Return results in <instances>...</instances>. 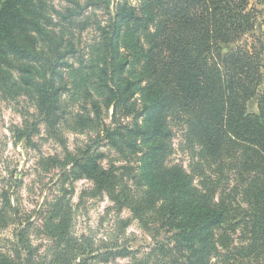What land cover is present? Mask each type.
Returning <instances> with one entry per match:
<instances>
[{"label": "trees", "instance_id": "1", "mask_svg": "<svg viewBox=\"0 0 264 264\" xmlns=\"http://www.w3.org/2000/svg\"><path fill=\"white\" fill-rule=\"evenodd\" d=\"M91 6L107 18L97 20ZM91 23L97 39L84 54ZM263 84L264 9L253 0H69L59 8L0 0V93L24 96L35 110L17 136L29 139L41 124L54 137L92 132L74 153L59 140L61 172L92 182L94 195L117 214L127 210L153 240L143 252L126 244L95 251L73 236L68 201L56 197L42 225L51 244L38 260L32 226L7 198L3 215L8 208L20 229L0 264H264ZM254 97L257 112H249ZM175 127L187 168L170 160ZM100 146L120 163L103 164ZM119 220L124 230L130 219Z\"/></svg>", "mask_w": 264, "mask_h": 264}, {"label": "rangeland", "instance_id": "2", "mask_svg": "<svg viewBox=\"0 0 264 264\" xmlns=\"http://www.w3.org/2000/svg\"><path fill=\"white\" fill-rule=\"evenodd\" d=\"M47 1L55 8L69 2V0ZM137 1L132 0V2ZM253 2L264 9V0H253ZM87 10L95 13L97 20L103 21L108 16L103 8L91 6ZM96 39L97 32L94 24L91 23L82 33L81 53L86 54L89 45ZM261 90H264V84ZM247 110L257 112V98L248 101ZM34 111L33 103L28 98L24 96L10 98L0 93V250L4 251L10 247L15 233L20 229L8 208L4 210L3 215L1 206L7 198L14 204L23 226L26 222L31 224L29 238L37 247L35 257L40 260V257H45L46 248L51 244L42 230L45 213L51 209L50 205L56 197H62L61 202L68 201V206L71 208V233L75 238L85 236L88 242L92 243L91 246L95 251H103L106 245L113 244H126L131 249L147 251L153 240L139 227L137 221L131 218L127 210L117 214L114 209L109 208L111 203L106 196L92 193V182L85 178L72 180L66 178V172H61L62 166L58 164L66 161V154L59 140L66 142V148L74 153L76 148L82 147L92 136V132L74 133L64 129L60 137H54L41 124L38 126V131L32 133L29 139H20L16 130L29 126L34 121ZM105 117L109 121V117L107 115ZM99 149L105 152L103 164H107L108 161L120 163L115 151L105 146H100ZM189 156L183 131L181 127H175L170 160L182 163L187 168ZM120 218L130 219L124 230L119 223ZM41 230L42 232H39ZM91 263L131 264V261L129 257H118L103 263L96 258L92 259Z\"/></svg>", "mask_w": 264, "mask_h": 264}]
</instances>
